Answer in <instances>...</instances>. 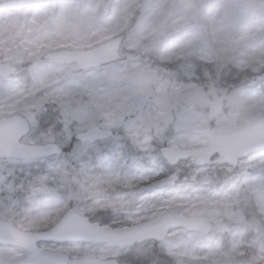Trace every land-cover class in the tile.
Here are the masks:
<instances>
[{
	"label": "snow or ice",
	"instance_id": "snow-or-ice-1",
	"mask_svg": "<svg viewBox=\"0 0 264 264\" xmlns=\"http://www.w3.org/2000/svg\"><path fill=\"white\" fill-rule=\"evenodd\" d=\"M143 8L112 0H15L0 13V137L19 149L0 155V235L22 237L11 246L19 253L11 264H156L160 250L143 240L113 244L114 261L97 256L85 230L135 232L140 218L124 217L115 206L98 207L90 192L107 188L111 177L129 167L128 159L143 167L137 153L144 152L159 159L160 169L148 176L121 175L109 194L138 192L155 208L162 203L158 189L182 179L179 161L169 154L199 135L194 125L220 141L264 123V55L233 71L218 48L191 41L149 46L138 34L151 18L135 20ZM166 35L161 31L159 38ZM69 41L88 45L94 63H85L84 52ZM196 57L224 64L215 77L205 71L207 85L198 83L191 63ZM129 77L136 82L129 84ZM194 90L213 101L210 111L195 118L187 102ZM250 105H258L257 112L247 113ZM78 109L93 118L75 120ZM258 112L260 121L254 119ZM247 156L241 178L264 193V145ZM191 180L198 183L201 176Z\"/></svg>",
	"mask_w": 264,
	"mask_h": 264
},
{
	"label": "rangeland",
	"instance_id": "rangeland-1",
	"mask_svg": "<svg viewBox=\"0 0 264 264\" xmlns=\"http://www.w3.org/2000/svg\"><path fill=\"white\" fill-rule=\"evenodd\" d=\"M262 0H156L152 7L144 14L136 15L137 23L144 24L150 17L152 24L141 33L139 39L149 46L154 44L168 43L179 45L195 42L198 47L211 50L218 48L222 62L236 70L235 66L247 68L253 61L264 55V15H261L259 2ZM113 3L141 4L142 0H112ZM15 0H0V13L12 8ZM140 11V10H139ZM129 15H132L130 13ZM167 32L164 39L159 38L161 31ZM110 37L104 38V44ZM69 45L75 46L81 52H87L86 44H77L69 41ZM183 56V53H177ZM214 59V57H212ZM210 59L208 56L204 60ZM191 63L197 66L195 75L200 77L198 83L207 85L210 82L204 78L205 71L211 72L215 77L217 72L224 66L221 64L207 63L199 58H193ZM203 65L202 67H200ZM165 77L167 72L161 71ZM129 84L136 81L128 78ZM224 81L221 79L220 84ZM17 94L22 89L16 90ZM187 102L192 108L194 118L202 115L213 102L202 96L198 90H194L188 97ZM255 117L254 119L260 118ZM91 113L86 109H78L74 113L75 120L87 121L92 119ZM201 129L193 126V135L186 142L179 143L174 147L183 150L197 151L207 146V139H200ZM147 162L148 170L142 171L144 175H151L157 171L159 159L144 152H139ZM249 159V158H248ZM248 159L240 163V167L234 172H223L218 167H209L203 170V178L219 177L218 191L209 197L201 196L197 202L183 204L177 202L170 205L164 194L168 191H160L162 203L157 207H150L149 202L141 199L140 194L124 196L122 194L98 192L95 188L90 192L91 196L97 197V206H104L110 198L118 196L121 203L119 212L124 217L131 219L136 213L142 212L138 224L150 222L157 218L177 214L192 218H201L214 224V232L208 237L197 234H189L185 231L172 233L169 238L160 245H154L160 250V255L166 257L173 264H264V193H261L259 185H253L243 180L242 174L248 167ZM104 164L109 161H103ZM123 164V161L120 162ZM129 167L122 169L120 175L113 176L108 181L109 186L120 183L121 175L132 176L138 166L127 160ZM194 165V162L181 165L179 171ZM208 183L213 181L205 179ZM201 191V190H196ZM208 192V189H206ZM163 192V193H162ZM210 202L207 203V199ZM196 199V196L192 198ZM194 213V215H187ZM100 219V217H96ZM98 257H108L115 260V253L110 252L104 245L91 244ZM255 250V254L253 253ZM207 254V255H206ZM19 253L11 252V246H0V262L11 264ZM159 256V255H158ZM158 256L154 257L156 264H167ZM169 263V262H168ZM171 264V263H169Z\"/></svg>",
	"mask_w": 264,
	"mask_h": 264
},
{
	"label": "water",
	"instance_id": "water-1",
	"mask_svg": "<svg viewBox=\"0 0 264 264\" xmlns=\"http://www.w3.org/2000/svg\"><path fill=\"white\" fill-rule=\"evenodd\" d=\"M155 1L142 0L141 4L144 5V8L140 10V13L143 14L149 10ZM261 5H264V0L259 3L260 8ZM103 50L107 58L108 43L104 44ZM84 54L85 63H94L92 56L88 52H84ZM212 105L213 102L209 107V111ZM261 119L257 118L255 120L260 121ZM200 135L208 137V143L205 148L197 151H188L174 147L169 154L170 160L173 162L179 161V165L194 160L197 169H202L207 166H228L236 169L241 161L248 159L247 154L249 152H252L256 147L264 145V123L247 126L237 136L220 141H216L208 129L200 131ZM18 152L19 149L17 146L7 143L4 138L0 137V155L13 156L18 154ZM214 152H218L219 155L210 160L209 158ZM169 166H175V164H169ZM140 215L141 212H138L137 216ZM139 226L135 232H92L85 230L84 239L90 244L104 245L110 248L113 244H126L132 240H143L146 243L155 242L160 244L166 241L171 233L180 230L192 234L197 233L205 237L209 236L214 229L212 223L206 222L201 218H189L177 214H169L150 222L141 223ZM21 238L20 234L13 240H9L7 237L0 235V246H18Z\"/></svg>",
	"mask_w": 264,
	"mask_h": 264
},
{
	"label": "trees",
	"instance_id": "trees-1",
	"mask_svg": "<svg viewBox=\"0 0 264 264\" xmlns=\"http://www.w3.org/2000/svg\"><path fill=\"white\" fill-rule=\"evenodd\" d=\"M258 105H250L247 107V109L245 110L247 113H252V112H257V109H258ZM261 116V114L258 112L257 113V116L256 117H259ZM138 156H141L140 154L137 153ZM132 163H134L135 165L138 166V169L135 170V172L133 174H137V173H140L142 171H146L148 170V167H146L147 165V162L145 161V164L143 167H141L139 165L138 162H135L133 161L132 159H129ZM159 167L157 168V170L160 169V164L158 165ZM240 167V166H239ZM238 167V168H239ZM208 169V168H207ZM221 171H225V172H234L236 170H232L230 168H220ZM149 171V170H148ZM203 170H198L195 168L194 165H191L189 167H187L185 170H181L180 172V175L182 177L181 181L179 183H176V184H169L167 186H164L163 188H160L158 189V191H168L164 194V196L166 197V201L168 204H172L174 205L175 203H177L178 201L181 202L183 204H188V203H194V205H197V202L199 199L197 198H201V196L203 195H207L209 197H212L211 195H215V193L218 191V179L219 177H208V176H205L204 178L201 176V175H204V174H201L200 173L202 172ZM199 174L201 176V180L198 182V183H193L192 180H191V177L194 175V174ZM184 177H188V179H184ZM211 179L213 182L212 183H208L205 179ZM113 188V186H109L107 188H99L98 192H107L109 193V189ZM201 190V191H196V190ZM206 189H208V192L206 191ZM163 191V192H164ZM162 192V193H163ZM116 194H122L121 192H114ZM138 194V192L136 193ZM135 194V195H136ZM211 194V195H210ZM133 195V194H132ZM196 196V199H192L193 197ZM210 198L207 199V203L210 202L209 200ZM120 199L118 198V196H115L113 198H110L109 199V202H107L106 205L104 206H99L101 208H104V207H113L115 206L116 207V210L119 211V209L122 207L121 206V203H119ZM187 215H194V213H187ZM158 259H161L163 262L169 264H173L170 260H168L166 257L162 256V255H159L158 256ZM169 262V263H168Z\"/></svg>",
	"mask_w": 264,
	"mask_h": 264
},
{
	"label": "flooded vegetation",
	"instance_id": "flooded-vegetation-1",
	"mask_svg": "<svg viewBox=\"0 0 264 264\" xmlns=\"http://www.w3.org/2000/svg\"><path fill=\"white\" fill-rule=\"evenodd\" d=\"M142 214H143V213L141 212V215H142ZM141 215H140V216H141ZM123 216H124V215H123ZM135 216H137V214H135ZM150 243H151V244H154V245L156 244V243H154V242H150Z\"/></svg>",
	"mask_w": 264,
	"mask_h": 264
}]
</instances>
